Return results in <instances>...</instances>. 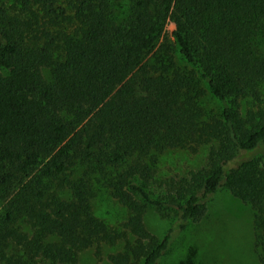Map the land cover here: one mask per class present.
I'll return each mask as SVG.
<instances>
[{
  "label": "trees",
  "instance_id": "16d2710c",
  "mask_svg": "<svg viewBox=\"0 0 264 264\" xmlns=\"http://www.w3.org/2000/svg\"><path fill=\"white\" fill-rule=\"evenodd\" d=\"M167 20L176 50L157 46ZM202 146L204 168L149 189L159 155ZM96 185L118 226L94 215ZM221 185L253 210L264 264V0H0V264L101 244L121 245L110 264H157L170 234L146 208L183 228Z\"/></svg>",
  "mask_w": 264,
  "mask_h": 264
},
{
  "label": "rangeland",
  "instance_id": "374dc122",
  "mask_svg": "<svg viewBox=\"0 0 264 264\" xmlns=\"http://www.w3.org/2000/svg\"><path fill=\"white\" fill-rule=\"evenodd\" d=\"M176 28L167 20L163 26L157 46L166 41L176 50L172 31ZM179 65L183 62L176 55ZM204 88L205 86L201 84ZM209 108L221 110L223 103L205 96ZM209 146H202L196 152L187 150H166L159 155L153 182L148 185L153 193H163L164 184L177 182L190 173L204 168L207 164ZM96 187L92 199L95 216L108 225L118 226L126 218L125 209L114 201L103 187ZM205 214L197 222H187L183 228L177 227L172 212L162 216L151 206L146 208L143 221L146 229L162 237L170 234L167 249L157 264H260L253 245V210L234 197L223 185L205 200ZM120 244L83 249L78 254V264H110L108 255L115 253Z\"/></svg>",
  "mask_w": 264,
  "mask_h": 264
}]
</instances>
